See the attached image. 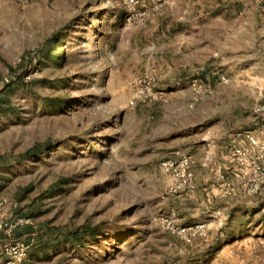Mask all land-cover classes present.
Masks as SVG:
<instances>
[{
	"label": "rangeland",
	"instance_id": "obj_1",
	"mask_svg": "<svg viewBox=\"0 0 264 264\" xmlns=\"http://www.w3.org/2000/svg\"><path fill=\"white\" fill-rule=\"evenodd\" d=\"M190 26L239 37L259 63L211 57L180 76L174 34ZM251 70L264 73V0H0V200L38 226L26 264H264V185L249 194L223 158L264 90ZM150 80L164 95L144 102ZM179 83L191 152L157 133ZM208 128L219 163L204 175ZM177 151L192 156L191 196L160 168Z\"/></svg>",
	"mask_w": 264,
	"mask_h": 264
},
{
	"label": "crops",
	"instance_id": "obj_2",
	"mask_svg": "<svg viewBox=\"0 0 264 264\" xmlns=\"http://www.w3.org/2000/svg\"><path fill=\"white\" fill-rule=\"evenodd\" d=\"M189 10L191 11L192 8H189ZM175 14L176 12L173 15L175 16ZM196 27L190 26L188 29L184 30L183 34H180V31L177 34H174V37L177 40V45H175V47H178V50L181 53V57L172 59L171 65L173 66V68L170 67L169 64L168 66L170 69H173V71L180 72V76L183 75L186 77L193 75L195 72L194 69L196 68V62L198 63V66H204L206 63V59L211 57H227L230 59V61L233 62L237 61L239 57H245L247 58V60L250 57H253V59H250L247 62H256L257 64L259 63V54L255 53L254 51H248L243 45L238 46L230 44V42H237L239 40V37L236 36L233 38V36L230 35L221 36L220 34H216L217 31H214L216 29L213 28V26ZM183 36L184 38L180 39V37ZM241 40H243V38H241ZM253 47H255V44H253ZM227 51L229 52L224 55L223 53ZM246 74L253 80H264V73L262 72L251 70L246 71ZM180 86H182L180 85V83L175 84V87L177 89L171 92V95H173L172 97L175 98V101H173L174 103L172 106V111H168L169 115H165L164 118L166 119V124L163 126L166 127V131L157 129V133L159 136V140L161 139L166 142L167 148H172L173 145H175L174 142H179L177 141L179 139L181 142L177 145L178 149L191 152L190 149L184 148L183 146H185L184 143L186 139L197 140L199 138V133L196 130L198 127L197 114L195 113V111L193 113V111L190 112L189 109L187 110V95L189 93L188 98H190L192 97V93L190 92V90L185 91L182 88L180 89ZM215 94L218 95V92ZM245 109L248 110L247 107ZM249 109L250 110L246 111L249 115H246L244 124L247 125L249 129L257 130V132H260L261 121L256 120V118L254 117L252 106H250ZM236 124L237 123H235L234 125ZM232 129V125H230L228 134H226L227 139H230V144L234 134L233 133L232 135H229ZM215 134L216 133L214 128H208L207 131L205 130L203 134L204 136L200 140L203 142L204 149L207 150L206 155L204 157H197L196 155H194L196 164H199L201 166L202 171L200 172L204 175H207L208 169L211 164L219 163L218 154L217 152H215ZM229 147H227V150L223 155V158L225 160L224 166H227V163H233V157L231 156L232 153ZM207 159L209 161H206ZM194 168L196 167L194 166ZM201 173L196 171L197 178H199L198 176H203ZM8 209H10V205H8ZM19 231L20 229H18L15 233V237H20V235H22ZM7 242L8 239L6 238V236H4V234L0 232V253L3 249L4 244Z\"/></svg>",
	"mask_w": 264,
	"mask_h": 264
},
{
	"label": "built area",
	"instance_id": "obj_3",
	"mask_svg": "<svg viewBox=\"0 0 264 264\" xmlns=\"http://www.w3.org/2000/svg\"><path fill=\"white\" fill-rule=\"evenodd\" d=\"M0 81L2 84L10 83L7 77H1ZM222 81L228 83L227 79ZM192 89L197 95L201 93V85L197 80L193 82ZM163 95V92L153 91V80H150L138 97L144 102H152ZM253 113L261 118L259 119L261 131L236 130L230 144L234 168L243 179L244 187L249 194L258 192L264 185V90L261 91L260 98L253 106ZM191 163L192 156L180 151L175 152L173 158L161 162L162 172L173 180L170 193H182L187 196L194 193L196 185L193 174L189 170ZM17 208L18 204L14 202L10 203L11 210H8L7 203L0 200V232L8 239L0 253V264H26L38 237V226L34 219L15 216L12 211ZM24 226L30 227L31 233L27 236L15 237L16 230Z\"/></svg>",
	"mask_w": 264,
	"mask_h": 264
},
{
	"label": "trees",
	"instance_id": "obj_4",
	"mask_svg": "<svg viewBox=\"0 0 264 264\" xmlns=\"http://www.w3.org/2000/svg\"><path fill=\"white\" fill-rule=\"evenodd\" d=\"M36 149H37V148H35V149L31 150V151H30V153H31V152H35V151H36Z\"/></svg>",
	"mask_w": 264,
	"mask_h": 264
}]
</instances>
